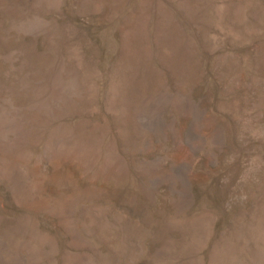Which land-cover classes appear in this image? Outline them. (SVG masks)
<instances>
[{"label":"rangeland","instance_id":"1","mask_svg":"<svg viewBox=\"0 0 264 264\" xmlns=\"http://www.w3.org/2000/svg\"><path fill=\"white\" fill-rule=\"evenodd\" d=\"M0 264H264V0H0Z\"/></svg>","mask_w":264,"mask_h":264}]
</instances>
